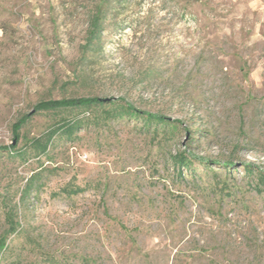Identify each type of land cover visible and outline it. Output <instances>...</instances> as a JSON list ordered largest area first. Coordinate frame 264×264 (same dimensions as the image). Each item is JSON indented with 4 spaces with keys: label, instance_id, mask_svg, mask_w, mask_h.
Instances as JSON below:
<instances>
[{
    "label": "rangeland",
    "instance_id": "1",
    "mask_svg": "<svg viewBox=\"0 0 264 264\" xmlns=\"http://www.w3.org/2000/svg\"><path fill=\"white\" fill-rule=\"evenodd\" d=\"M77 96L124 99L176 133L97 125L96 109L76 139L13 154L58 124L39 102ZM185 144L236 165L196 161L182 179L169 156ZM246 164L264 172V0H0V236L3 198L20 222L0 264H264Z\"/></svg>",
    "mask_w": 264,
    "mask_h": 264
},
{
    "label": "trees",
    "instance_id": "2",
    "mask_svg": "<svg viewBox=\"0 0 264 264\" xmlns=\"http://www.w3.org/2000/svg\"><path fill=\"white\" fill-rule=\"evenodd\" d=\"M102 9L99 8L89 16V28L87 30L88 37L85 45V52L90 49H97V44L102 39L104 17ZM37 110H52L60 113L61 117L58 124L51 127L47 132L36 136L28 145V147L17 150L13 154L20 157L27 158L30 154L29 149L35 152V155H46L50 151V146L53 144L55 138L58 136L66 139L74 140L77 138L76 132L78 129L86 126L91 121L90 116L97 109L99 114L93 120L98 125L107 126L111 122L121 121H135L138 122V129L142 132L152 133L154 137H159L164 133L165 138H173L179 121L172 120L170 117L159 113L141 110L133 104L124 99L114 100L105 99L99 96H77V97H63V99H49L48 101H41L37 105ZM23 123V122H22ZM16 125L14 136L19 140L21 135L19 133L20 126ZM191 139V138H190ZM189 143V142H188ZM184 149H180L175 154H170L173 170H175L180 178L186 179L188 172L196 173L194 163L196 161L204 166L219 164L220 167L230 168L236 165V162L230 160H211L204 157H197L190 149V144H185ZM14 147V146H13ZM15 148V147H14ZM246 171L250 174V183L257 189L258 192L264 190V172L258 168L255 169L253 164L245 165ZM31 184H28L27 189H30ZM81 188L75 190L64 189L68 192L79 193ZM23 194V191H22ZM1 206L4 208L5 222L8 224L7 228L0 236V259H2L8 249L9 236L15 234L19 230L20 222L18 221L19 208L16 202L12 203L11 199L3 198Z\"/></svg>",
    "mask_w": 264,
    "mask_h": 264
}]
</instances>
